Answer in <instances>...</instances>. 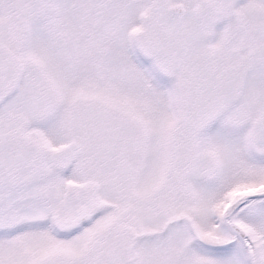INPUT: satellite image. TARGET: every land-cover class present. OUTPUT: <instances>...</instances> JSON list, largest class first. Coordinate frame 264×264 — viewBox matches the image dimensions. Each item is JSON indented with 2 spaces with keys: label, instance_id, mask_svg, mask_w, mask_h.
<instances>
[{
  "label": "snow or ice",
  "instance_id": "6c2138e0",
  "mask_svg": "<svg viewBox=\"0 0 264 264\" xmlns=\"http://www.w3.org/2000/svg\"><path fill=\"white\" fill-rule=\"evenodd\" d=\"M0 264H264V0H0Z\"/></svg>",
  "mask_w": 264,
  "mask_h": 264
}]
</instances>
